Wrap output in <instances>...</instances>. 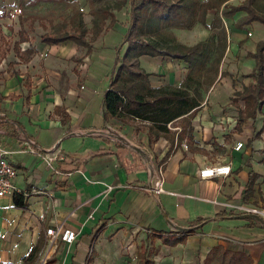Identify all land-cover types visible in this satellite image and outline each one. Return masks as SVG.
<instances>
[{
  "label": "crops",
  "instance_id": "0c3cea01",
  "mask_svg": "<svg viewBox=\"0 0 264 264\" xmlns=\"http://www.w3.org/2000/svg\"><path fill=\"white\" fill-rule=\"evenodd\" d=\"M243 1L228 0L221 10ZM216 13L208 12L209 25ZM246 15V11L228 16L220 12L229 30V53L238 69L250 73L256 62L248 52H255L264 39V25L254 21L238 28L237 21ZM126 27L117 24L103 32L90 52L73 41L34 42L30 33V41L20 44L22 51H35L31 69L43 65L45 72L34 75L28 89L21 74L0 83V145L12 152L8 158L18 171L17 186L27 194L0 199H6L0 204V264H40L48 242L46 231L59 223L77 237L73 244L59 243L47 264H139L144 258L151 264H204L219 246L246 255L253 264H264V222L237 209L244 205L264 209V107L262 115L256 121L246 120L240 132L236 113L235 146L228 156L214 159L208 138L212 114L219 116V111H202L199 122L207 127L205 132L196 130L195 140L193 132L190 149L176 143L173 149L166 148L161 143L165 138L149 142L148 131L135 125L138 121L130 125L107 121L104 96L110 90L115 60L126 48L121 45ZM207 29L195 25L197 31ZM256 31L259 37L252 40ZM174 60L143 55L140 63L146 71L163 75L156 81H169L180 62L188 67ZM201 110L202 102L196 117ZM26 140L56 158L52 167L37 155L21 153ZM239 143L243 147L237 150ZM218 164H230L231 174L200 178L202 169ZM159 169L164 192L155 197L147 189ZM251 173L257 179L247 192ZM16 198L23 206L15 205ZM161 236L186 240L168 246ZM39 241L43 246L37 258L27 261Z\"/></svg>",
  "mask_w": 264,
  "mask_h": 264
},
{
  "label": "trees",
  "instance_id": "16d2710c",
  "mask_svg": "<svg viewBox=\"0 0 264 264\" xmlns=\"http://www.w3.org/2000/svg\"><path fill=\"white\" fill-rule=\"evenodd\" d=\"M226 1L228 0H115L113 4L105 2L90 10L94 16L90 37V30L83 19V11L76 8L68 21L64 20L58 26H54L52 32L41 34L40 42L58 45L65 41H73L90 52L93 50L94 42L103 32L113 29L117 24L127 26L121 44L122 46L126 44V48L115 60V73L110 90L104 96L105 119L124 124L128 121L148 124L145 126L148 129L149 142L169 138L174 145L176 141L177 144L181 143L186 135L192 139L194 132L192 120L201 105L199 88L203 86L205 77L210 87L214 85L216 80L214 77H208V72L214 69L218 75L219 63L213 61L208 64L209 42L200 41L194 45H185L176 39L171 29H192L197 23L203 24L206 28H218L221 23L220 12L228 16L237 11L247 12L246 16L237 21L238 28L250 25L254 21L264 25V0H244L239 5L226 4L221 10ZM113 9H116L117 13ZM213 9L217 13L209 25L207 14ZM18 33L19 39L15 41L13 49L22 60H30L35 54L34 49L22 51L20 47L21 43L30 41L28 33L24 27ZM143 55L166 56L187 63L188 70L181 86L154 87L151 82L152 73L141 66L140 58ZM248 56L253 57L256 62L252 71L245 76L251 78V83L244 86L242 91H236L231 99L239 112L236 127V131L239 132L246 120L256 121L262 115L264 39L258 42L255 52H248ZM176 122H180L182 130L180 133H171L168 126ZM261 132H264V128ZM260 135L261 133L255 135L249 142H253ZM256 179L257 175L251 173L247 192L253 190ZM15 205L23 206L22 200L16 198ZM160 239L168 246H176L186 240L185 237L164 236ZM42 246L39 241L26 260L37 258ZM139 264H151V261L144 258ZM204 264H253V262L244 254L229 252L219 246L209 252Z\"/></svg>",
  "mask_w": 264,
  "mask_h": 264
},
{
  "label": "rangeland",
  "instance_id": "374dc122",
  "mask_svg": "<svg viewBox=\"0 0 264 264\" xmlns=\"http://www.w3.org/2000/svg\"><path fill=\"white\" fill-rule=\"evenodd\" d=\"M0 0V83L6 82L7 78L14 75L23 76V86L30 88L32 85V78L34 75H41L45 72L44 69L37 68L31 69L29 60H22L17 56L13 49L14 42L19 39V30L24 27L27 33L31 34L34 42L40 41V35L44 32H52L54 26H58L62 21H68L74 10L80 9L83 11V19L90 30L89 37L91 36V29L93 26L94 16L90 13L91 8H96L99 4L105 2L114 3L115 0ZM117 13L116 9H113ZM127 12V11H126ZM125 12V13H126ZM128 13V12H127ZM109 22V20L107 21ZM254 31V29H253ZM171 32L176 36V39L185 45H194L200 41L209 42V65L214 61L219 63V74L216 75L214 69L208 72V77L215 78V84L210 87L205 77L204 84L199 88L200 100L202 102V110L198 116L192 121L194 127V140L196 137V130L199 128L201 132H205L207 125L202 126L203 122H199L202 117V111L207 112L219 111V116L212 114L210 121V129L212 136L208 139V144L214 147V152L211 153L210 158L214 159L216 156H228L229 152L235 146L233 134L236 133L233 126V119L237 118L236 113L238 109L231 104V98L236 91H242L243 87L250 83V78L245 77L249 70H240L237 68V60L232 58L229 53V30L225 24L224 16H221V23L218 28H209L204 31L192 29H179L172 28ZM103 34V33H102ZM101 34V35H102ZM259 37L257 31L255 36L251 39L255 40ZM32 47H35L32 43ZM163 59L176 61L166 56ZM21 60V62L18 61ZM233 59V60H232ZM52 67L54 64H49ZM183 62H180L179 68H176L175 73L169 81H156L163 75L152 74L154 76V87L156 88H179V83L182 82L184 75L188 69ZM163 83V84H160ZM222 115V117H220ZM128 121L127 124H132ZM137 127H144L147 130L148 124L136 123ZM180 122L170 124L168 129L171 133L181 132ZM170 136V135H168ZM169 139V138H168ZM168 139H163L161 142L166 148L174 146ZM153 140V139H152ZM194 140L186 135L181 143L176 144L178 148L190 149V145ZM154 143V140L152 141ZM215 147H218L216 149ZM6 199H2L0 204L4 203Z\"/></svg>",
  "mask_w": 264,
  "mask_h": 264
},
{
  "label": "built area",
  "instance_id": "2783aa9c",
  "mask_svg": "<svg viewBox=\"0 0 264 264\" xmlns=\"http://www.w3.org/2000/svg\"><path fill=\"white\" fill-rule=\"evenodd\" d=\"M248 35L251 36L252 33L248 32ZM25 140V139H24ZM26 149H23L21 153H31L37 155L41 158L48 166L52 167L56 158L50 156L49 152H42V150L31 140H26ZM243 147L242 143H239L236 147L237 150H240ZM9 150L0 145V199L5 198L9 195H20L27 196L26 192L20 189L17 186V177L18 171L10 162L8 156L11 154ZM54 170V168H53ZM158 172L154 173L157 176L153 186L147 189V192L155 197L159 196L164 192L163 183L161 179L162 169L157 170ZM56 173L59 171L55 170ZM232 167L230 164H218L208 166L202 169L199 173L200 178H215V177H227L231 174ZM130 188V187H127ZM237 209L243 211L244 213L256 215L264 222V209L253 207V206H241ZM47 235V246L45 251L41 255L40 264H47L48 260L56 252L59 243L64 244H73L76 240V233L65 227L64 223H59L55 227H51L46 231Z\"/></svg>",
  "mask_w": 264,
  "mask_h": 264
}]
</instances>
